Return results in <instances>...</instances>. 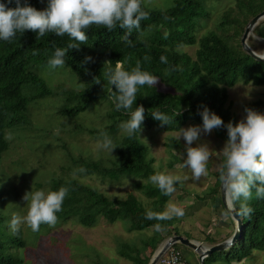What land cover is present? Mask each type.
<instances>
[{
	"label": "trees",
	"instance_id": "trees-1",
	"mask_svg": "<svg viewBox=\"0 0 264 264\" xmlns=\"http://www.w3.org/2000/svg\"><path fill=\"white\" fill-rule=\"evenodd\" d=\"M5 2L6 0H0V3ZM28 3L37 10H43L47 0H28ZM8 7L15 5L9 4ZM141 7L148 13V17L142 20L140 28L133 29L128 37L133 46H128L122 39L125 30L117 28L109 32L103 26L92 25L86 32L87 42L81 44L79 50L68 51L65 66L82 80L83 87L79 90L56 88L65 94V101L69 103L61 109V115L74 116L86 109L91 102L99 99L110 107L106 112L109 123L99 129L81 126H77L76 129H85L92 136L104 132L111 134L116 130V122L128 120L129 115L125 110L116 109L112 96L115 87H111L106 77L109 67L114 69L116 61L120 60L124 69L129 71L139 61L142 70L158 77L160 82L172 90L165 92L158 90L156 86L154 88L147 85L138 86L133 109L139 105L145 109L142 128L158 127L171 132L177 131L187 121L202 124L198 114V111L203 110L201 106L218 115L225 125L229 123L231 116L229 106L226 104L227 88L237 81L253 80L255 84L264 82V61L255 59L241 49L240 44L233 45L224 37L225 33H232L231 28L225 26V20H219V23L195 38V22L202 11L198 0H174L172 5L165 9L149 8L141 0ZM249 7H245L247 10L242 14L236 34L238 37L243 32L246 22L257 14ZM248 41L247 44L252 49ZM69 42L67 35L56 37L53 34H46L38 37L31 31H26L23 35L17 33L11 41L0 40V156L8 147L6 128L27 124L30 121L25 110L28 100L32 98L22 93L23 82L30 80L37 83L38 96L51 91L40 77L28 70L29 62L33 59L48 61L54 52L53 45L63 48ZM193 44L197 45L193 56L180 50L183 45ZM161 56L166 57L168 62L161 63ZM85 57H91L92 61L85 62ZM106 61H111V65L105 63ZM96 77L101 81L100 84H95ZM157 111L169 118L168 125L162 126L160 121L152 118L151 113ZM214 135L218 138H227L226 129H216ZM57 145L66 150L71 161L83 174L95 173L101 179L118 180L128 175L146 178L152 173L150 164L153 159L148 156V148L141 142L139 134L132 136L123 134L120 144L115 149L117 157L110 161L109 166L88 157L72 156L61 141ZM167 145L174 146L173 142ZM219 182L216 171V180L210 190L214 194L218 192ZM61 187H66L68 193L63 201L62 210L56 214L57 222L72 218L84 226H91L95 224L98 216L108 223L124 219L130 231L152 229V234L142 243V247H150L152 251L164 237L171 234L180 235L176 227L171 226L172 219L164 221L145 219L144 214L147 210L162 212L165 202L169 199V196L162 194L154 184L149 182L141 184L143 193L150 199L151 205L147 207H144L131 192H128L124 199L109 198L94 187L74 178H54L46 191H56ZM211 202L213 205L221 203L215 195L211 196ZM247 203L253 211L250 216H239L242 222L240 237L226 252L227 261H241L254 249L264 250V197H257L253 189L252 198ZM7 216L9 219L13 218L12 215ZM230 219L234 223V220ZM5 220L6 216L0 211V264H14L20 262V259L12 257L10 251L24 248L25 238L20 227L14 231L8 227ZM156 223L162 224L164 231H155L153 225ZM47 226L49 225L41 224L39 230ZM139 250L136 248L121 255L131 260V264H147L149 257L139 253ZM209 256L203 258V264H209Z\"/></svg>",
	"mask_w": 264,
	"mask_h": 264
},
{
	"label": "rangeland",
	"instance_id": "rangeland-1",
	"mask_svg": "<svg viewBox=\"0 0 264 264\" xmlns=\"http://www.w3.org/2000/svg\"><path fill=\"white\" fill-rule=\"evenodd\" d=\"M173 1L143 0V3L149 8L165 9L170 7ZM198 1L202 11L201 16L195 22V38L211 29L219 23V20H225V26L231 28L232 33H225L224 37L233 45L240 44L241 35L238 37L236 34L241 24L242 14L247 10L245 7L250 6L249 8L255 13L264 10V0ZM247 41L255 53L264 54V17L250 29L246 44ZM196 47V44L183 45L180 50L193 56ZM241 49H243L242 46ZM28 70L40 77L51 91L38 96L37 83L25 80L21 91L28 98H32L28 100L25 110L31 122L7 127L5 130V136L10 135L11 138H6L8 147L0 156V211L6 216L5 223L8 227H11L13 218L9 219L7 215L20 217L26 215L27 205L22 201L24 193L31 190L46 191L48 184L54 178H74L94 187L109 198L124 199L126 194L131 192L144 207H147L151 205L150 199L143 193L141 184L149 182V177L156 172H165L181 177V182L175 185L176 192L169 196L163 206L164 211L166 204L171 201L184 209L182 217L172 218L171 226L178 230L188 231L190 232L188 235L206 242L211 239L209 236L216 237L220 241L231 236L235 223L233 225L230 215L225 214L222 203H220L222 206L218 203L213 205L210 199L213 195L217 198L222 196L220 182L216 194L210 190L216 180V168L222 160V157L215 151L222 149L227 140L226 137H216L214 130L210 135L201 136L200 142H207L213 152L208 163V175L202 176L199 181L192 178L190 169L180 166L182 161L177 152L183 151L184 141L176 139L177 131L168 132L158 127L145 126L139 138L147 146L148 156L153 159L150 164L152 173L148 177L128 175L118 180H108L107 178L101 179L95 173L83 174L80 172L81 169L71 161L66 150L57 144L59 141L64 143L72 156L88 157L99 160L104 166H109L110 161L117 155L115 150L110 154L107 150L98 147L102 133L92 136L85 129H76L77 126L99 129L108 124L106 112L110 109L109 105L98 99L74 116H63L60 111L69 103L65 101V94L56 88L79 90L83 87L82 80L65 65L52 69L48 67V61L44 60H31ZM155 86L161 91H172L160 81ZM226 104L229 106L233 125L244 117L245 107L264 113V82L255 84L253 80L237 81L227 88ZM115 125L116 130L108 136L116 147L120 144L125 132L121 130V122H116ZM197 125L201 124L197 121H187L182 127ZM171 142L174 146L167 145ZM125 222L127 221L124 219H117L108 223L98 216L95 224L84 226L70 218L36 232H33L26 223H21L19 227L25 238V247L12 249L10 255L20 259V262L14 264H131V260L123 257L121 253H130L129 250L136 248L140 249L139 253H142L143 240L152 234V229L130 231ZM227 223L232 230L230 229V232L225 234L223 225ZM205 227H209V231L207 235L205 233L202 235L200 232ZM175 247L180 250L184 260L193 263L197 259V263L200 264L197 253L191 247L180 243H176ZM228 249L213 251L210 256L207 255L210 260L209 264H264V250L254 249L241 261H227L225 255ZM146 253L148 257L151 256L149 249L143 252L144 255Z\"/></svg>",
	"mask_w": 264,
	"mask_h": 264
},
{
	"label": "clouds",
	"instance_id": "clouds-1",
	"mask_svg": "<svg viewBox=\"0 0 264 264\" xmlns=\"http://www.w3.org/2000/svg\"><path fill=\"white\" fill-rule=\"evenodd\" d=\"M9 4H14L15 7H8ZM147 17L148 13L142 10L141 0H47L43 10L32 7L28 0H6L5 3H0V40L11 41L17 33L23 35L26 31L34 32L38 37L46 34H53L56 37L67 35L70 42L66 47L53 45L54 52L48 60V67L55 69L64 67L65 57L70 49L79 50L80 45L87 42L86 32L92 25L103 26L109 32L117 28L125 30L122 39L128 46H133L128 37L133 29L140 28V22ZM33 54L35 55L36 52ZM257 58L263 61L264 54L257 55ZM160 60L161 63L168 62L164 56H161ZM91 61V57H85V62ZM105 63L111 65L112 62ZM106 77L111 87H115L112 96L116 109H123L129 115V119L121 123V130L129 136L140 135L145 119V109L142 105L133 109L137 100L138 86L147 85L154 88L160 79L142 70L139 61L129 71L124 69L120 60L116 61L114 69L109 67ZM94 80L95 84L101 82L97 77ZM201 107L203 110L198 111L202 119L201 125L177 127L176 139L184 141L183 151L177 152L182 161L180 166L190 169L192 178L196 181L208 175V163L213 150L207 142H200L201 136L210 135L213 130L225 128L227 140L220 151H215L222 157L216 171L225 197V214L250 216L253 209L247 202L252 198L253 189L257 197H264V113L245 107L243 110L245 115L241 120L235 125L231 121L225 125L218 115L205 106ZM151 116L154 120L160 121L162 126L170 122L167 116L158 111L152 112ZM6 138L11 137L9 135ZM98 147L107 150L110 154L116 149L107 133H102ZM149 182L156 185L162 194L170 196L176 192L175 185L181 182V177L156 172L149 177ZM67 193L66 187L56 191L25 192L22 201L27 205L26 215L23 217L14 215L11 227L16 231L21 223H26L33 232H36L39 231L41 224L55 226L58 220L56 214L62 210ZM237 203H239L238 209ZM144 215L147 220L164 221L173 217H182L184 209L169 201L164 211L147 210ZM153 228L157 232L164 231L160 223L154 224ZM173 235L177 234L164 237L149 256V261ZM176 243L178 242H173V245L175 246ZM198 244L203 246L200 242ZM198 260L200 262L199 257Z\"/></svg>",
	"mask_w": 264,
	"mask_h": 264
},
{
	"label": "water",
	"instance_id": "water-1",
	"mask_svg": "<svg viewBox=\"0 0 264 264\" xmlns=\"http://www.w3.org/2000/svg\"><path fill=\"white\" fill-rule=\"evenodd\" d=\"M264 17V10L260 11L259 13L255 14L246 24L241 37H240V44L242 46V48L244 49L245 52H247L249 55L253 56L255 59L257 60H261L257 58V54L255 53L247 44H246V39L248 37L249 31L250 29L254 26V24L261 18ZM264 61V60H263ZM221 193L222 196L220 198L221 203L223 204L225 211H226V204H225V200H224V193L222 190V186H221ZM229 215L231 216V218L234 220L235 223V229L232 232L231 236L227 239L224 240L223 242L220 243H216L210 247H202L200 244L195 243L193 241H190L189 239H187L186 237H183L181 235H173L171 236L169 239H167L166 243H173V242H178L182 245L185 246H189L191 248H193L197 253H198V257L200 259V264H203V258L206 257L207 255H210L213 251H218V250H223L228 248L229 246H231L233 243L236 242V240H238V238L240 237V232L242 229V222L241 219L239 218V216H236L234 214L229 213ZM200 247H202V250L200 249ZM161 248L158 250V252L151 258V260L148 262V264H153L155 262V259L157 258V255L159 254Z\"/></svg>",
	"mask_w": 264,
	"mask_h": 264
},
{
	"label": "built area",
	"instance_id": "built-area-1",
	"mask_svg": "<svg viewBox=\"0 0 264 264\" xmlns=\"http://www.w3.org/2000/svg\"><path fill=\"white\" fill-rule=\"evenodd\" d=\"M155 264H188L181 256L180 251L173 245V243L163 244Z\"/></svg>",
	"mask_w": 264,
	"mask_h": 264
},
{
	"label": "crops",
	"instance_id": "crops-1",
	"mask_svg": "<svg viewBox=\"0 0 264 264\" xmlns=\"http://www.w3.org/2000/svg\"><path fill=\"white\" fill-rule=\"evenodd\" d=\"M220 198V197H219ZM211 199V198H210ZM220 202H221V200H220ZM216 205V204H215ZM220 205V204H219ZM223 205V204H222ZM222 205H220V206H222ZM223 208H224V206H223ZM225 209V208H224ZM233 225H234V223H233ZM224 227H223V232L226 234V232H230V229L232 230V227L227 223L226 225H223ZM205 228H206V230H205ZM204 228V230H201L202 232H200L202 235H204V233L207 235V231H209L208 230V228L207 227H205ZM176 230L177 231H179L180 232V235L181 236H183V237H185V235H187L188 237H186V238H188L190 241H198V242H200L201 244H203V245H206V246H211V245H213V244H215V243H219V242H221L220 240H218L216 237H213V236H209V238H211V239H209V241L208 242H206L205 240H201V239H199V238H196L195 236H191V235H188V233H190V232H188V231H184V230H178L177 228H176ZM233 231V230H232ZM231 234V233H230ZM229 234V235H230ZM228 235V236H229ZM160 243H158L157 244V246H156V248L158 247V245H159ZM147 249H149L150 250V253L152 254V250L150 249V247H144V250L142 251V255H144L143 254V252L144 251H146ZM192 250H194L193 248H191ZM195 251V250H194ZM196 252V251H195ZM197 253V252H196ZM145 257H148V254L146 253V255H144ZM197 258H198V254H197ZM187 263L188 264H196L197 263V259H195L194 261H193V263H189L188 261H187ZM198 264V263H197Z\"/></svg>",
	"mask_w": 264,
	"mask_h": 264
},
{
	"label": "bare ground",
	"instance_id": "bare-ground-1",
	"mask_svg": "<svg viewBox=\"0 0 264 264\" xmlns=\"http://www.w3.org/2000/svg\"><path fill=\"white\" fill-rule=\"evenodd\" d=\"M204 247V246H203ZM200 249L202 250V247H200Z\"/></svg>",
	"mask_w": 264,
	"mask_h": 264
}]
</instances>
